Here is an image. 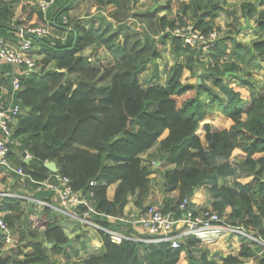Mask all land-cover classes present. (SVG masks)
Here are the masks:
<instances>
[{"label": "trees", "instance_id": "16d2710c", "mask_svg": "<svg viewBox=\"0 0 264 264\" xmlns=\"http://www.w3.org/2000/svg\"><path fill=\"white\" fill-rule=\"evenodd\" d=\"M35 1L0 0L1 39L17 43L19 30L44 22L52 30L51 35L42 37L25 35L32 38V47L42 56L41 66L19 76L13 103L20 106V112L12 125V138L18 145L7 157L23 170L32 188L58 174L68 177L71 188L89 199L95 211L89 220L100 228L102 252L71 264H175L181 253L186 264H244L256 256L261 247L247 238L241 240L236 255L228 254L217 263L194 237H186L173 249L168 243L128 239L114 244L108 231H118L117 220L128 197L135 198L136 208L145 207L151 172L141 155L157 144L160 159L174 166L161 175L164 191L177 190L176 196L163 199L164 212L173 211L180 217L178 205L184 199L187 208L202 209L191 198L203 188L211 196L212 211L223 217L229 209L227 224L264 239V85L262 94L246 101L229 82L235 78L253 90L248 76L264 65V8L257 10V6H264V0H241L239 5L240 17L254 22L256 38L250 44L229 34H216L206 49L202 42L194 46L185 43L186 30L182 36L173 30L190 26L207 37L227 0L182 1L172 18L149 14L147 18L158 21L159 33L157 38L145 34L143 42L129 40L130 25L124 22L129 6L138 0H93L97 14L84 19L71 17L70 11L76 1L85 0H54L45 14L33 5ZM16 7L27 11L26 26L14 18ZM165 9L169 11V5ZM134 16L145 18L143 14ZM158 44L167 45L174 58L162 83L156 82L160 79ZM90 45L108 50L113 63L104 68L92 65L83 54ZM148 62H153V72L147 85L141 87L138 75ZM0 64V86L12 93L11 66ZM197 65H201L199 71ZM183 70L200 83L181 82ZM1 99L0 95V105ZM213 110L231 121L228 128L213 130L210 123H204ZM24 150L31 155L30 160L21 158ZM235 150L241 151L244 159L232 163ZM46 161L55 164L56 172L44 167ZM241 172L251 179L238 181ZM8 175L0 170V183ZM112 185L109 198L107 190ZM51 195L47 191L38 194L46 199ZM21 203L17 197L1 200L0 213L16 240L4 256L0 235V264H54L51 256L68 251L77 255L74 244L64 247L67 237L59 223L51 220V208L31 207L25 213ZM84 211L81 207L78 216ZM41 227L43 242L37 239ZM250 264H264V257Z\"/></svg>", "mask_w": 264, "mask_h": 264}, {"label": "built area", "instance_id": "2783aa9c", "mask_svg": "<svg viewBox=\"0 0 264 264\" xmlns=\"http://www.w3.org/2000/svg\"><path fill=\"white\" fill-rule=\"evenodd\" d=\"M54 0H36L33 5L40 9L45 14ZM66 23V19L63 18ZM185 43L194 46L197 41L204 44V49L209 46L215 38L213 31L207 37L198 31L192 30L190 26L176 28L173 30L175 35H184ZM48 23L44 22L36 27L26 28L19 30L17 43L11 45L7 41L0 38V63H5L11 67L17 68V71L12 73L10 83L12 86V93L7 92L6 88L1 87V105H0V170H5L8 174H15L19 177L26 178L23 170L20 167H14L8 160V154L12 152L13 147L18 145L17 140L12 138V125L15 122L17 114L20 112V106L13 103V93L19 88V76L23 73H28L35 70V60L32 56L33 43L31 37L25 35L42 37L47 35ZM24 160H30L31 155L24 150L21 154ZM29 178V177H27ZM30 182H34L30 179ZM38 187L44 191L52 193L57 202L61 212L69 215L70 217L78 218L76 212L81 207H85L86 211L83 212V222L90 225L91 221L88 216L95 211L90 206V201L86 195L81 192L74 191L71 188L69 179L66 176L54 174L49 175L45 180L37 182ZM90 182L89 185H94ZM91 195V194H90ZM4 197H11L5 193L0 192V204ZM187 200L184 199L179 205V210L182 211L180 217H175L173 211L164 212L162 206L155 204H148L139 211L136 218L133 220L135 225H138L148 235L155 236L152 240L154 243H168L171 248H178L181 239L184 237L192 236L203 243H210L212 240L223 230L228 232L242 235L253 243L260 245L258 255L264 257V239L256 234L245 231L241 226L229 225L225 222L224 217H220L216 212L211 209H198L187 208ZM45 205L39 201L34 202L33 207L35 210H40ZM78 216V217H77ZM0 230L4 238V244L13 241V236L7 228L3 220V214L0 213ZM110 240L114 244H119L122 239L126 237L116 233L115 231H108Z\"/></svg>", "mask_w": 264, "mask_h": 264}, {"label": "rangeland", "instance_id": "374dc122", "mask_svg": "<svg viewBox=\"0 0 264 264\" xmlns=\"http://www.w3.org/2000/svg\"><path fill=\"white\" fill-rule=\"evenodd\" d=\"M182 1L187 0H138L136 3H133L129 6L128 11V17L125 19L123 16L120 17V20L124 22H127L129 26V30L127 31L129 40L139 39L140 42H143V37L145 34H150L157 38L159 33V27H158V21L156 19H149L146 16L149 14H154L155 17L160 16H167V18H172L176 14L178 5ZM241 0H227V5L224 6V9L219 12L218 17L215 19V34L218 35H232L236 38L238 42H241L243 44H250L255 38L256 34L254 31V22L253 20H244L240 17V5ZM166 5H169V11H167ZM262 7L257 6V10H260ZM97 14V8L94 4L93 0H85V1H76L74 3V8L72 11H70V16L74 18H80L84 19L88 16H92ZM101 14H106V12H102ZM133 14V15H132ZM134 14H143L145 18L135 17ZM27 11H21L19 7H16L14 10V18L19 19L22 21L21 26H26L28 24V21L26 20ZM23 17L25 20L23 21ZM48 32L51 35L52 30L50 26L48 25ZM200 42L196 40V43ZM157 50L161 54V59L157 60L156 63L158 64L159 68V74L160 79L156 80L158 83H162L165 75L167 74L170 66L174 62V58L171 56L168 46H162L158 44ZM35 48H33L34 53V60H35V70H39L41 66V59L42 56L38 55L36 51H34ZM83 54L85 56L89 57V60L92 65L98 67V68H104L108 67L113 63V57L110 54L108 50H106L104 47L100 46H87ZM201 65H197L196 68L199 71ZM153 72V62L146 63L144 70L138 75L140 85L141 87H144L148 83L149 77H151ZM246 78L247 76L244 75ZM252 89L247 88L244 85L242 86L240 82L235 78H230L229 82L237 86L236 89L239 90L242 93V97L246 101H250L252 98V95L257 96L262 94V87L264 85V65L261 69H258L256 71H253L250 76ZM247 79V78H246ZM181 82L183 83H190L194 84L198 79L195 76H190L189 72L187 70H183ZM211 117L209 118L208 122L211 123V126L213 130H221L224 128H228V126L231 124V121L222 115L220 112L213 110L210 112ZM198 133L202 135V127H199ZM157 145H154L151 150L143 155V164L148 167L149 170H155V168L158 166L159 163L157 162V152H156ZM244 159V154L239 151L235 150L232 153V156L230 158L232 163L239 162ZM157 164H156V162ZM154 162V163H153ZM238 180L241 182H248L250 180L249 177H247L246 173H239ZM233 179H230L231 182ZM151 186V192L149 198L144 202V206L148 204H155L158 206H163V199L165 198V191L164 187L162 185V179L159 176H156V173L151 176L150 181ZM109 196V192L107 193ZM52 196V195H51ZM131 202L133 201L132 198H130ZM24 202V201H22ZM58 203V202H57ZM32 205V203L30 204ZM30 205L24 204L23 209L25 213H28ZM203 206H206V204H203ZM93 209V208H92ZM94 210V209H93ZM79 211V210H78ZM78 212H76L77 215ZM83 216V215H82ZM90 216V215H89ZM88 216V218H89ZM58 223L63 222L65 220V229L68 231L69 235L72 234V238H76L74 241V246L80 250V256L82 258L97 255L99 253V248L97 246V241L100 240V237L98 235L97 230L83 222V217H65L64 215H58ZM65 217V218H64ZM81 219V220H80ZM68 225V226H67ZM251 234V233H250ZM192 237V236H188ZM13 241L11 243L7 242L3 246V255L6 256L8 254L9 248L14 246L15 243V236H13ZM193 238V237H192ZM39 241L43 242V236L40 231H38V238ZM229 239H221L213 243H207V244H200V247L205 248L209 250L210 252H221L222 254H225L227 252L225 248V243H228ZM203 243V242H202ZM45 246H49L46 242H44ZM98 248V249H95ZM194 254L197 256L198 252H194ZM65 261L61 256H51V260H53L54 264H71L72 259H67L68 256L64 255ZM258 259V258H257ZM71 260V261H70ZM76 262V261H75ZM257 262L255 259L252 260H246L245 264H250Z\"/></svg>", "mask_w": 264, "mask_h": 264}, {"label": "crops", "instance_id": "0c3cea01", "mask_svg": "<svg viewBox=\"0 0 264 264\" xmlns=\"http://www.w3.org/2000/svg\"><path fill=\"white\" fill-rule=\"evenodd\" d=\"M94 4H95V6L97 8V5H96L95 2H94ZM22 20L24 21L25 18L23 17ZM7 42L10 43L11 45L15 44V43H12V42H9V41H7ZM34 51H37V48H35ZM32 56L34 58L33 49H32ZM1 67L2 66L0 64V70H1ZM11 71H12V73H14L15 71H17V68L11 67ZM3 76H6V75H3ZM0 89H1V86H0ZM210 117H211V113H209L207 115V117L204 120V123H210V122H208V120H209ZM202 134H203V132H202ZM201 141L203 142V139L202 138H201ZM155 145H157V144H155ZM150 150L151 149H149L147 152H145V153H143L141 155L142 160L144 159L143 158V155L147 154ZM156 152L158 153L157 154V156H158L157 157V162L159 163V167L157 166L155 168L154 172H153V170L152 171L150 170V172H151V174L149 175L150 181H151V176H153L155 173H156V176L161 177L162 173L165 170H167V169H173L174 168L173 165H169L164 160L162 161L160 159V155H159V151H158V145H157V148H156ZM157 162H156V164H157ZM246 175H247V177H249L251 179V176L250 175H248V174H246ZM161 179H162V177H161ZM237 180H238V176H237ZM219 183L221 185L223 184V182H221V181ZM114 187H115V185H112L107 190V193L109 192V196L107 194V196L109 198H111V196L113 194ZM42 191H44V190L42 188H39V187L37 189L32 188L31 186H29L26 183L25 178L19 177V176L14 175V174H9L7 176V179L3 183H0V192L5 193V194H7L8 196H11V197H17V198L22 199V201H24V202H22L21 205H24V204L25 205L26 204L27 205L28 204L30 205L32 203V205H30L29 209L31 207H33V204L36 201H39L42 204H44L45 205L44 207L51 208L54 211L52 213V215H51V220H56L57 221L58 218H59L58 217L59 214L60 215H64L65 217L71 218L69 215H67V214H65V213H63V212L60 211L59 206H58V203H57V200L54 197L51 196V197H48V199H46L44 196H42V197L38 196V194H40V192H42ZM44 192H46V191H44ZM176 195H177V190L175 192L166 194L165 197L166 196H176ZM149 196H150V193H149ZM149 196L147 197V199L149 198ZM130 198H132V200H133L132 202H131ZM134 200H135L134 197H128L127 204H126V206H125V208L123 210V215H122L121 218H119L117 220V222H119V224H120V227H119L118 231H116V233H118V234L126 237L128 240H134V241H139V242H144V243H153V244H155L154 241H152V240L155 239V236L148 235L140 227H138V225H135L133 223V220L136 218V216L138 215L139 211L141 210L139 208H136V206L134 205ZM191 202L194 203L195 205L201 207L202 209H211V205H210L211 196L203 188L202 189H198L196 191V193L194 194V196L191 198ZM203 204H206V206H203ZM228 213H229V209H227V211L223 215V217L226 218V216H227ZM59 225L63 229L66 237L67 238H71L72 237V234L69 235L68 231H66V229H65V220H64V223L61 222V223H59ZM89 226H91L92 228H94L95 230H97V232H98V230H100V228L97 226V224H95L92 221H91V224ZM43 230H44L43 227H41L39 229V231H40V233H42V235H43ZM185 238L186 237L182 238L181 239V242ZM225 238L229 239L228 243H225V246H224L225 248H223V249H226L227 250V252H225V254H222L221 252H218V251L217 252H210L208 250L209 253H210V255L214 257V259L216 260L217 263H221L223 257H225L228 254L236 255L238 253L240 247H241V244H242V241L241 240L244 239L245 237L242 236V235H237V234L228 232L227 230H223V232L221 234L217 235L212 240L211 243L216 242V241L221 240V239H225ZM74 241H75V238H72V244H74ZM97 243H98L97 246L100 247L99 248L100 249L99 250V253L97 255H93V256H89V257L82 258L80 256V250L74 246L76 248L77 255L75 256V255H73V253L71 251H68L67 254H66V256H68L67 259H70L71 258L72 261L78 262V261H81V260H86V259H88L90 257L100 256L101 255V252H102L101 241L99 240V241H97ZM200 244H207V243L200 242ZM95 249H98V248H95ZM58 256H61L64 259V261L66 260L65 257H64V255H58ZM260 258L261 257L258 254H256V256L250 257L247 260L255 259L257 262H254V263H258ZM175 264H186V261L184 259V254L183 253L180 254V256H179V258H178V260L176 261Z\"/></svg>", "mask_w": 264, "mask_h": 264}, {"label": "water", "instance_id": "95a60500", "mask_svg": "<svg viewBox=\"0 0 264 264\" xmlns=\"http://www.w3.org/2000/svg\"><path fill=\"white\" fill-rule=\"evenodd\" d=\"M198 83H200V80H197ZM44 167L49 170L50 172H56V167L55 164L52 161H46L44 162ZM0 234H2L1 230H0ZM72 244V239L71 238H67V242L64 245L65 248L69 247Z\"/></svg>", "mask_w": 264, "mask_h": 264}]
</instances>
